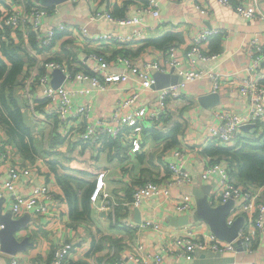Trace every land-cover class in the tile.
I'll list each match as a JSON object with an SVG mask.
<instances>
[{"label":"crops","instance_id":"0c3cea01","mask_svg":"<svg viewBox=\"0 0 264 264\" xmlns=\"http://www.w3.org/2000/svg\"><path fill=\"white\" fill-rule=\"evenodd\" d=\"M9 1L0 0L3 12L8 9ZM159 1L160 16L155 17L145 9V0H18V8L22 10L29 11L35 4L45 5L47 10L39 18L40 31L34 28V16L31 15L22 27L23 31L7 30L2 34L3 39H13L16 42H22L24 37L27 39V46L37 51L33 61L25 55L28 66L20 75L18 95L23 98V111L32 127L40 152L35 160L25 158L16 144L8 139L6 130L0 126V139L6 153L5 156L0 155V182L8 178L11 165L28 166L30 175L23 176L16 182L15 191L29 196L39 184L46 183L57 200L45 214H28L30 221L16 231V235L18 240L28 238L31 244L15 254L2 251L0 264H12V259H18V264H48L55 247L64 241L76 244L67 264H114L119 261H123V264H136L130 259V255H140L148 251L162 256L161 261L154 264H221L230 261H237V264H264V225L260 228L245 223L243 226L245 234L252 239L249 251L242 249L241 242L236 245L237 251L205 250L188 260L177 257L171 250L166 252L164 247L166 243L172 245L177 234L196 225L198 221L194 219L188 225L181 220L186 214L176 211L170 198L153 195L136 207L140 211L141 221L138 222L135 207L130 203L134 190L146 180L162 182L165 179L169 160H180L195 178L187 185L176 187L172 191L174 198L179 196L177 193H187L196 207L193 194L196 189L210 184V196L217 192L218 187L220 189L219 171L211 173L208 179L200 176L210 162L217 163L221 168L234 169L229 164L228 155L210 156L204 149L210 143L208 134L217 119V110H247L248 98L235 87L226 85L220 88L217 92L220 93L221 104L208 108L201 103L200 98L215 92L213 80L207 76L196 78L188 81L182 88V96L179 99H170L164 110L158 105L156 87L143 90L136 104H145L150 111L158 112L160 119L155 126L147 120L141 123V149L133 147L128 136L107 140L102 135L99 142L91 145L81 141L70 142L56 135L57 104L47 100L40 89H34L36 105L31 107L25 104L23 85L32 62L34 65L40 61L44 64L54 60L62 63L68 70L92 73L96 66L91 57L93 52H101L108 57L111 72H122L124 66L116 59L125 53L134 56L135 62L156 59L166 65V71L162 73H169L174 68V73L182 75L184 79L181 71L187 68L185 53L192 37L199 28L204 27L215 30L206 43L205 50L219 54L214 60L199 62L205 73L213 71L223 77L232 76L236 79L249 73L251 57L246 50V43L255 36L264 42V19L248 18L239 13L236 6L241 4L244 7H258L264 13V0H231V4H224L219 0H200L208 7L204 14L192 0ZM97 11H100L98 18H92ZM134 18H138L139 22H121L122 19ZM60 22L67 23L68 29L58 33L51 45L42 47L40 41L46 35V30ZM139 29L144 31V37L125 46L98 38L100 35L133 33ZM171 44L178 46L182 54L181 64L176 67L165 61L166 50ZM41 69L48 73L51 83L56 68L43 66ZM257 72H264V62L263 68ZM62 73L65 76L64 70ZM65 78L62 80V74L59 73V83L67 87L77 89L91 86L90 80ZM140 86V78L130 73L128 81L111 83L106 89L79 93L73 98V111L81 101L89 100L91 121L108 119L120 97ZM35 114H40L39 119H35ZM262 122L261 130L264 129V121ZM176 128L175 140L166 133ZM251 129L253 128L242 129L243 134L252 131ZM155 132L166 135L158 137ZM178 151L181 155L176 154ZM100 171L105 173L104 191L109 196L101 197L96 202L90 199V204L85 205L83 194L85 191L89 197L93 194L96 176ZM65 175L72 177L71 184L78 194L74 211L70 210L64 187L59 181V177ZM233 179L238 185L253 190L258 187L257 183L246 182L236 173L233 174ZM76 181H81V186L76 185ZM258 192L260 199L264 200V191L258 189ZM0 200H3V212H11V191L3 189ZM193 212L188 214L192 215ZM146 221H153L157 228L139 226ZM238 240L240 239L236 241Z\"/></svg>","mask_w":264,"mask_h":264},{"label":"built area","instance_id":"2783aa9c","mask_svg":"<svg viewBox=\"0 0 264 264\" xmlns=\"http://www.w3.org/2000/svg\"><path fill=\"white\" fill-rule=\"evenodd\" d=\"M77 1V0H73ZM145 9L154 15L160 16V1L159 0H145ZM194 1L197 9L201 13H206L208 7L200 0ZM224 4H231V0H219ZM18 0H10L8 9L4 11L5 24L13 30H22L26 24L27 18L34 16V28L41 29L39 18L41 15L47 13L45 5L35 4L30 11L18 8ZM236 9L242 15L248 18L264 19L263 11L258 7H244L239 4ZM100 15L97 11L92 18L96 19ZM110 16L109 14H106ZM105 16V14H101ZM139 22L138 18L133 20H124L126 22ZM68 29L67 23H57L50 26L46 30V35L41 39V44L49 46L54 41L59 32ZM86 30L85 28L83 29ZM215 30L212 28H199L197 33L192 37L189 49L185 53L187 68L181 73L185 76L182 81L157 89L158 105L164 110L170 99H179L182 96V88L188 81L203 76L210 77L213 80L214 91L226 85L235 87V89L248 98L249 106L245 112H240L234 109L222 108L217 110V119L215 124L210 128L208 134V142H214L224 146H232L235 144L238 134L242 131V126L248 123H255L264 121V72H257L263 68L264 62V42L260 41L258 37H253L246 43V50L251 57L249 66V73L239 78L223 77L219 73L213 71L205 73L201 68L199 62H208L218 58V53H208L205 50V45L209 38L214 34ZM144 31L139 29L133 33H121L116 36L100 35L99 40L114 41L118 45H128L135 40L144 37ZM27 52L30 56L36 57L37 51L30 46H27ZM91 57L96 62L94 70L91 72L85 71H71L68 70L62 63L54 60H49L46 63L38 62L31 65L28 69L30 71L26 75V80L23 85V96L26 98L28 106H35L34 89L39 90L42 95L50 101L57 104L56 116L58 120V128L55 132L68 141H81L94 145L101 140L102 135L106 136L107 140L115 138H126L128 136L130 143L137 149L142 148V122L149 121L152 125H156L160 119L158 112L150 111L148 107L137 105L140 94L143 90L151 88L155 83L154 74L157 71L165 72L166 65L156 59H142L135 62V57L129 54L119 55L116 59L123 64L122 72H111L109 68L111 63L108 57L101 52H93ZM182 54L178 46L171 44L166 50L165 61L174 67L181 64ZM262 65V66H261ZM52 67L61 68L65 71V80L77 78L79 80H90L91 86L84 88H71L63 84L53 86L50 83L49 75L41 68ZM130 73L136 74L141 80V86L129 93L123 95L117 101L113 114L108 119H99L92 122L90 119L91 102L89 100L81 101L73 111V98L79 93H89L95 90L106 89L111 83L118 81H128ZM36 84V85H34ZM39 119L40 114L34 115ZM4 143L0 139V155L5 156ZM176 154L181 155L178 151ZM168 174L162 182H157L151 179L146 180L139 185L133 192L131 205L138 207L141 202L150 198L153 195L164 196L172 200V205L176 211L182 214L192 213L195 209V203L192 197L187 193H177L178 197L174 198L173 190L176 187L187 185L194 181V176L188 172L180 160H169L167 162ZM214 171L221 173L220 191L211 195V203L217 205L226 202L230 198H234L236 203L231 208L227 215V224H232L239 216L244 215L245 223L263 227L264 225V200L260 199L259 191H264V182L257 183V188L254 190L238 185L232 176L231 169L228 167L221 168L217 163L210 162L206 165L205 171L201 172L202 179H208ZM30 175V168L28 166L11 165L8 169V178L0 182V196L2 190L11 191V214L15 218H20L25 214L40 215L45 214L54 205L57 198L48 184L42 183L36 187L34 193L29 196H23L15 191L16 182L21 180L23 176ZM104 172H98L96 176V187L93 194L90 196L91 201L96 202L101 197H108L109 193L104 191ZM176 194V193H174ZM103 195V196H102ZM218 198V199H216ZM241 200V201H240ZM216 201H218L216 203ZM239 201V202H238ZM130 224V223H128ZM132 225V223L130 224ZM140 227H155L157 224L153 221H146L139 224ZM3 224H0V229ZM244 237L245 249H251L252 239L245 234L243 227L239 230L238 236L232 240L227 241L219 238L209 225L200 221L196 225H192L186 231L177 234L172 241L173 244L166 243L164 250L167 252L171 250L177 257H182L188 260L193 259L200 252L205 250L226 252L237 251L235 241ZM141 247V246H139ZM76 249V244L72 241L60 242L54 249L51 260L48 264H67L70 254ZM141 249V248H139ZM1 240H0V253ZM130 259L136 264H154L161 261V254L155 252H144V254H132ZM12 264H18V259H12ZM114 264H123V261ZM221 264H237V261H230Z\"/></svg>","mask_w":264,"mask_h":264},{"label":"trees","instance_id":"16d2710c","mask_svg":"<svg viewBox=\"0 0 264 264\" xmlns=\"http://www.w3.org/2000/svg\"><path fill=\"white\" fill-rule=\"evenodd\" d=\"M3 13V9L0 6V126L6 130L8 139L16 144L18 150L25 158L35 160L40 150L38 144H36L32 127L23 111V98L18 95V88L21 84L20 75L24 68L28 66L25 55L29 56L30 61H33L32 58L34 57L27 52L28 42L24 37L22 42H16L13 39H3L2 34H5L7 30H13L5 24ZM16 30L18 31V29ZM166 39L167 37L164 38V40ZM155 41L153 42L155 43ZM41 45L45 47V45ZM261 123L263 122H258L252 127V131L249 130L244 134L241 131L232 146H224L214 142L209 143L204 149L205 153L210 156L216 154L228 155L229 164L234 168L231 170L232 176L236 173L246 182H264V129H260ZM155 134L158 137L168 134L170 138L176 140L177 128L166 134L160 132H155ZM70 179H72L70 175L59 177V181L64 187V194L70 210L74 211L78 194ZM74 183L80 186L82 184L81 181ZM83 202L85 205H89L91 202L86 191L83 194Z\"/></svg>","mask_w":264,"mask_h":264},{"label":"water","instance_id":"95a60500","mask_svg":"<svg viewBox=\"0 0 264 264\" xmlns=\"http://www.w3.org/2000/svg\"><path fill=\"white\" fill-rule=\"evenodd\" d=\"M59 73L62 74V80L65 78L62 70L56 68L53 71V78L51 84L53 86H58L61 83L58 81ZM155 83L154 87L157 89L166 87L168 85L182 81L183 76L174 73V68L169 73H162L160 71L155 72ZM201 103L208 108L217 106L221 104L220 93L215 91L210 94L202 96ZM255 126V123H248L242 126V129H248ZM212 190V185H205L202 188L196 189L193 194L196 198V207L192 215L186 214L184 220L188 225L195 221H204L206 222L212 232H214L219 238L232 241L234 240L239 233V230L244 226L245 217L244 215H239L232 224H227V215L229 214L231 208L235 205L236 201L234 198L228 199L226 202L213 205L211 203L210 192ZM136 220L138 222L140 219V211L135 207ZM30 221V216L28 214L23 215L20 218H13L11 212H3V200H0V224H3V227L0 229V240H1V249L3 252L9 254H15L19 250H24L26 247L31 244L28 238H23L22 240L17 239L16 231H18L22 226H25L27 222ZM174 221V219H173ZM243 242V248H245L244 238L235 241V245H240Z\"/></svg>","mask_w":264,"mask_h":264},{"label":"rangeland","instance_id":"374dc122","mask_svg":"<svg viewBox=\"0 0 264 264\" xmlns=\"http://www.w3.org/2000/svg\"><path fill=\"white\" fill-rule=\"evenodd\" d=\"M221 108V107H220ZM36 119V118H35ZM220 190H219V187H218V189H217V192H219ZM216 199H218V198H216ZM218 201H216V203H217Z\"/></svg>","mask_w":264,"mask_h":264}]
</instances>
